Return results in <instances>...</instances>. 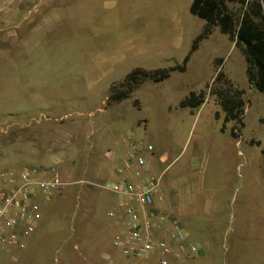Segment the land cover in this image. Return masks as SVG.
<instances>
[{"label":"rangeland","instance_id":"374dc122","mask_svg":"<svg viewBox=\"0 0 264 264\" xmlns=\"http://www.w3.org/2000/svg\"><path fill=\"white\" fill-rule=\"evenodd\" d=\"M192 1L0 0V168L45 164L67 182L26 245L0 249V264H106L115 234L108 211L120 201L108 187L118 179L112 158L128 137L146 166L148 144L170 158L184 149L167 180L187 173L192 153L200 158L204 194L198 214L182 221L201 250L187 264H264V93L246 100L239 142L235 121L220 131L215 95L200 108L180 105L209 92L217 69L252 89L244 54L218 26L193 49L206 22L191 13ZM175 66L185 68L109 101L133 70ZM213 189L223 198L219 213Z\"/></svg>","mask_w":264,"mask_h":264},{"label":"built area","instance_id":"2783aa9c","mask_svg":"<svg viewBox=\"0 0 264 264\" xmlns=\"http://www.w3.org/2000/svg\"><path fill=\"white\" fill-rule=\"evenodd\" d=\"M129 150L116 168L118 179L109 189L120 196L119 208L108 211L122 229L113 237V246L128 260H147L158 254L160 264L171 258L191 259L200 247L190 240L183 224L156 206L161 178L144 175L146 158L139 142L127 138ZM147 151H154L152 144ZM134 170L138 181L129 172ZM67 182L55 167L24 165L20 169L0 168V249L23 248L37 230L46 205Z\"/></svg>","mask_w":264,"mask_h":264},{"label":"trees","instance_id":"16d2710c","mask_svg":"<svg viewBox=\"0 0 264 264\" xmlns=\"http://www.w3.org/2000/svg\"><path fill=\"white\" fill-rule=\"evenodd\" d=\"M264 0H193L190 11L205 20L206 26L196 39L193 49L201 38H206L218 26L224 34L240 47L246 60V73L250 84L264 93ZM185 66L147 70L137 68L130 72L119 85L112 86L109 101H122L147 80L160 82L167 79L176 69ZM209 92H191L180 105L199 108L207 95H215L225 116L224 122L235 121L231 134L239 136L240 127L244 126L243 116L246 101L244 90L238 88L222 69H218L214 79L208 85ZM218 115V114H217ZM225 126L222 127V130ZM264 153V149L262 150ZM38 229V228H37Z\"/></svg>","mask_w":264,"mask_h":264},{"label":"crops","instance_id":"0c3cea01","mask_svg":"<svg viewBox=\"0 0 264 264\" xmlns=\"http://www.w3.org/2000/svg\"><path fill=\"white\" fill-rule=\"evenodd\" d=\"M232 42L235 43L234 41ZM223 64H224V60L222 59V62L219 66H223ZM248 85H250L252 89L249 90V92L244 91L243 98H245L244 99L245 101L246 100L249 101L248 100L249 95L256 90V88H254L250 84L249 81H248ZM247 101H246V104H247ZM245 111H246V105H245ZM245 111H244V114H245ZM224 116H225V113L222 107L220 110L218 109L215 112V117L223 121L222 127L225 126V129L222 130V127H221L220 131L225 133V131H227V124H230L231 121L225 123ZM262 119L264 121V118H261V121ZM241 137H242V131L240 130L239 136H238V142L240 141ZM124 142L125 141L123 140V143ZM251 142L259 144V141L254 138L251 139ZM128 150H129V147L124 148V151L122 154H119L117 157L112 158V162L119 164L118 166L122 165L126 159ZM183 150H184L183 148L174 149L172 158L168 157L169 155H167V151H165L164 153H157V154L154 153L153 151H150L151 155L149 157L150 158L149 164L143 170V174L144 175H156L161 178V184H160V188H159L157 195L161 196L162 200H157L156 206L159 209L167 212V214L170 217L177 218L186 229L185 224L187 223H184L183 221L186 219L192 221L193 217H195L198 214V211L200 208V198L203 197L204 188H203L202 182L199 179L200 178L199 175L196 173L197 167L199 165V159H200V158H197L196 153H192L187 160V163H188L187 173L179 172L175 177H172L170 180H167V170L175 166L178 163V161L182 159L180 158V156ZM109 154H111V152ZM167 162H169L168 165H167ZM161 164H163V167L162 168L159 167V170H158V166H160ZM23 166H20L16 169H20ZM39 166L46 167L45 164H41ZM129 175L134 181H138V177L135 175L134 170L130 171ZM217 195H218V191L213 189L212 194L210 196L208 195V198L210 197L212 202L215 203V211L219 213L220 211L224 209V206H223L224 202H223V198L221 197L218 199ZM118 208H112L110 210L118 209ZM111 223H112L113 229H115V233L119 231L120 229H122L123 227L121 222L118 219L110 218L109 224L111 225ZM187 232L189 234L190 240L195 242L192 239L189 231ZM197 256L191 259H187V260L179 259V258H171L169 264H172V263L187 264L189 261L195 260ZM103 259L107 262L106 264H135V260L126 259L120 254L118 250L114 248V246L113 247L109 246V249L106 252H104ZM149 260L150 261L153 260L157 264H160L159 259H158V254H155L151 258L144 260V261H149Z\"/></svg>","mask_w":264,"mask_h":264}]
</instances>
